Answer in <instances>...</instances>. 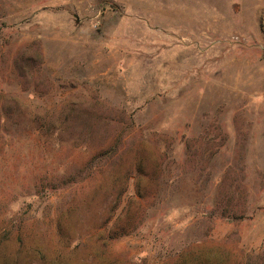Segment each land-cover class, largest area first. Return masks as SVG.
Segmentation results:
<instances>
[{
    "label": "rangeland",
    "instance_id": "obj_1",
    "mask_svg": "<svg viewBox=\"0 0 264 264\" xmlns=\"http://www.w3.org/2000/svg\"><path fill=\"white\" fill-rule=\"evenodd\" d=\"M0 264H264V0H0Z\"/></svg>",
    "mask_w": 264,
    "mask_h": 264
}]
</instances>
